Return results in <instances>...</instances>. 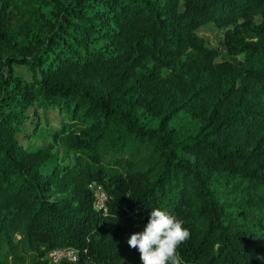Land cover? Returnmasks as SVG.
<instances>
[{
  "label": "trees",
  "instance_id": "1",
  "mask_svg": "<svg viewBox=\"0 0 264 264\" xmlns=\"http://www.w3.org/2000/svg\"><path fill=\"white\" fill-rule=\"evenodd\" d=\"M155 208L181 264H264V0H0V264H142Z\"/></svg>",
  "mask_w": 264,
  "mask_h": 264
},
{
  "label": "clouds",
  "instance_id": "2",
  "mask_svg": "<svg viewBox=\"0 0 264 264\" xmlns=\"http://www.w3.org/2000/svg\"><path fill=\"white\" fill-rule=\"evenodd\" d=\"M190 237L182 221L160 208L152 209L143 232L130 236L127 243L140 252L142 264H181L177 248Z\"/></svg>",
  "mask_w": 264,
  "mask_h": 264
},
{
  "label": "rangeland",
  "instance_id": "3",
  "mask_svg": "<svg viewBox=\"0 0 264 264\" xmlns=\"http://www.w3.org/2000/svg\"><path fill=\"white\" fill-rule=\"evenodd\" d=\"M201 35L208 38L209 42L213 46H217L219 41L221 40V33L218 31H201ZM30 119L26 121L23 125V131L17 135V139L23 146L32 145L36 143V145H40L44 143L42 139V133L46 132V129H55L58 127V121L61 119L56 115L55 112H49L46 115H41L38 113V116L35 118L32 113L29 115ZM38 119V121H37ZM37 122L39 125H37ZM38 127L39 131H37L38 137L34 138L33 134L35 132V128ZM48 141V140H47ZM46 141V142H47Z\"/></svg>",
  "mask_w": 264,
  "mask_h": 264
},
{
  "label": "built area",
  "instance_id": "4",
  "mask_svg": "<svg viewBox=\"0 0 264 264\" xmlns=\"http://www.w3.org/2000/svg\"><path fill=\"white\" fill-rule=\"evenodd\" d=\"M89 188L92 191L94 209L98 212L106 214L107 202L109 201L108 194L102 186L97 184H92ZM47 259L52 264H60L62 262L76 264L78 261V252L72 248L56 249L47 254Z\"/></svg>",
  "mask_w": 264,
  "mask_h": 264
}]
</instances>
